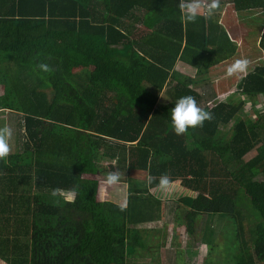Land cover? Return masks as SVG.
<instances>
[{"label":"trees","instance_id":"16d2710c","mask_svg":"<svg viewBox=\"0 0 264 264\" xmlns=\"http://www.w3.org/2000/svg\"><path fill=\"white\" fill-rule=\"evenodd\" d=\"M180 3L0 0V113L14 114L23 131L18 149L0 159V262L129 264L127 256L146 249L140 227L161 219L163 201L176 195L166 191L179 180L196 194L178 201L187 209L189 249L210 246L221 218L235 232L225 263L264 264V108L256 107L264 60L235 93L254 100L255 119L232 96L202 107L191 87L198 82L176 64L203 76L239 50L218 7L184 23ZM229 3L238 12L264 10V0ZM259 45L264 55V31ZM166 89L169 103L161 99ZM183 96L211 119L178 136L170 114ZM100 155L152 176V184L119 179L127 204L109 212L98 198V177L108 171ZM164 174L167 190L158 186ZM200 217L209 221L198 229Z\"/></svg>","mask_w":264,"mask_h":264},{"label":"rangeland","instance_id":"374dc122","mask_svg":"<svg viewBox=\"0 0 264 264\" xmlns=\"http://www.w3.org/2000/svg\"><path fill=\"white\" fill-rule=\"evenodd\" d=\"M201 7L199 9L200 14L204 13L207 15V5L211 3L210 0H199ZM218 1V0H217ZM222 2L218 5L220 10L219 15L221 20L227 18L229 20V25H225V28L230 27V34L234 38L239 52L238 55L233 59L224 62L219 65L209 74L198 75L199 73L193 67H190L183 63V65L177 64L175 69L181 74H185L198 84L192 85L198 94L203 96L202 107L205 102L214 104L220 102L228 97L234 98L235 100H244L246 102L245 110L248 112L250 117L253 116L254 100L250 98H245L236 96L237 86L239 82L250 72L255 66L259 65L260 62L264 60L262 56L263 51L260 49V42L258 40V34L263 32L264 28V10L260 11H236L233 6L229 3L230 0H221ZM204 12H201L203 11ZM219 16V18H220ZM215 21V20H214ZM224 23V22H223ZM139 27V26H136ZM140 29V28H139ZM133 31V29H131ZM140 33V32H139ZM129 35V34H128ZM231 37V38H232ZM261 40V39H260ZM237 61H246L244 67H236ZM1 71H6L5 65L0 67ZM169 89V86H168ZM167 89L162 93L161 99L165 103H169L170 99L167 95ZM257 108L259 111H263L264 108V97L256 98ZM161 103V102H160ZM208 103V104H209ZM256 108V109H257ZM263 113V112H262ZM20 119V118H19ZM18 119V120H19ZM5 121V122H4ZM8 127L11 130V136L8 139V153L11 154L18 149V145L21 142L20 137L23 136V131L18 130L17 117L14 114L3 112L0 113V128ZM23 142V141H22ZM107 150L106 147L102 148V152ZM256 153V152H253ZM98 158V161L105 166L109 172H115L119 175L120 179L128 180L130 183L134 184L137 188H144L146 185V174L144 172L125 170L124 166L116 163V161ZM97 178V177H96ZM102 177H98L100 181L98 198L103 202L104 207L108 209L109 212H116L118 206L125 207L128 199V188L126 183L117 182L113 185H107L104 183ZM263 177H259L260 180ZM176 192V195L170 199H165L163 201V206L161 209V219L154 223H149L147 225L141 226V236L146 240V249L137 250L134 256L128 257L127 261L129 264H209L212 259V255H208V248L214 250L215 252V264H226L223 260V256H227L225 252V246L228 243V238L230 234H235L233 232V226L226 220L218 218L215 220L214 225L215 235L213 237V243L210 246L202 247L201 245H195L194 247L188 248V233H187V220L185 218V209L179 204V198L186 195L195 196V193L189 192L182 188L181 182L178 180L171 185L166 193ZM48 193V192H47ZM58 196L66 197L70 200L74 199L72 194L59 193ZM209 218L200 217L196 223L195 227L198 229L208 222ZM250 224L248 220L245 221V233L248 234L247 228ZM204 235V232L200 234ZM217 246V247H214ZM229 246V245H228ZM193 253H196L194 256ZM222 256V257H221ZM0 264H3L0 262Z\"/></svg>","mask_w":264,"mask_h":264},{"label":"clouds","instance_id":"9594fccd","mask_svg":"<svg viewBox=\"0 0 264 264\" xmlns=\"http://www.w3.org/2000/svg\"><path fill=\"white\" fill-rule=\"evenodd\" d=\"M181 10V21L191 23L197 19L199 9L201 7L199 0H181L179 5ZM207 15L211 16L218 7L217 0H211L207 6ZM203 12V11H201ZM203 15V13H202ZM206 15V14H205ZM206 15V16H207ZM246 61H237L236 67L243 68ZM211 119V114L199 108L192 96L180 97L171 109L170 120L172 129L176 135L184 134L187 129L200 127L204 121ZM11 136V130L8 127L0 128V159L4 158L8 153V139ZM120 177L115 172H109L106 175L104 183L107 185L116 184ZM153 177H147V183L152 184ZM170 180L168 175H161L158 186L162 190H167Z\"/></svg>","mask_w":264,"mask_h":264},{"label":"crops","instance_id":"0c3cea01","mask_svg":"<svg viewBox=\"0 0 264 264\" xmlns=\"http://www.w3.org/2000/svg\"><path fill=\"white\" fill-rule=\"evenodd\" d=\"M140 28H141V26H139ZM263 31H264V28H263ZM263 34V32L262 33H260L259 34V36L257 37L258 38V40H259V42H260V39H261V35ZM263 57V56H262ZM264 58V57H263ZM177 64H179V65H183V63L182 62H178ZM176 64V65H177ZM187 65V64H186ZM176 70V69H175ZM185 75V74H184Z\"/></svg>","mask_w":264,"mask_h":264}]
</instances>
